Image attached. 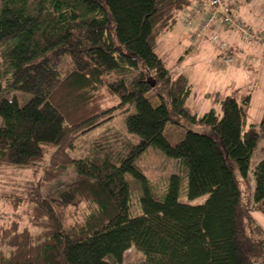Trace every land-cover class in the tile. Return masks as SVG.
Wrapping results in <instances>:
<instances>
[{
	"label": "trees",
	"instance_id": "1",
	"mask_svg": "<svg viewBox=\"0 0 264 264\" xmlns=\"http://www.w3.org/2000/svg\"><path fill=\"white\" fill-rule=\"evenodd\" d=\"M189 2L0 0V43L16 38L0 56V212L11 209L0 215V264H111L131 248L143 253L135 264H264L253 215L264 213V157L242 195L264 111L246 125L248 96L215 93L220 113L193 112L188 78L153 50ZM14 91L30 97L19 103ZM130 105L135 143L113 151L103 138L93 143L100 156L70 154L80 134ZM171 120L184 129L175 144L164 136ZM148 146L179 163L161 199L134 163ZM27 169L35 179L23 183ZM69 170L66 187L46 195ZM127 174L141 190L138 211ZM181 176L187 199L203 201L178 198Z\"/></svg>",
	"mask_w": 264,
	"mask_h": 264
},
{
	"label": "rangeland",
	"instance_id": "2",
	"mask_svg": "<svg viewBox=\"0 0 264 264\" xmlns=\"http://www.w3.org/2000/svg\"><path fill=\"white\" fill-rule=\"evenodd\" d=\"M236 2L237 7L245 4L253 6L251 7L253 9V11H251L252 15H248V23H244L251 28L252 31L264 34L263 1L238 0ZM237 7L235 8L236 12L238 9ZM254 12L256 15H254ZM181 20L182 19H180V22H182ZM216 22L223 30L226 31L225 25H223L220 21ZM220 31L222 32V30ZM178 36H180V33L175 35V33L172 34L168 32L161 35L157 40L156 45L153 47V50L163 61L168 70H170L173 74L183 73L188 78L192 89L191 94L186 101L189 108L199 115L208 111L212 107L217 108L216 112H219L220 107L213 100L215 93H219L221 95L231 94L235 96L238 101H241L248 96L249 99L245 109L246 125L254 124L256 127L264 111V41H256L253 39L247 41L241 38L242 49L239 51L238 55L240 56L241 52H245L247 56L242 57L245 60L249 58L247 52H251L253 48L260 46V61L257 66H253V64L249 63V61L239 60L238 55H233L234 59L230 62L223 61L222 57L226 52L218 48L219 41H212L206 37H202L201 39H198V41L203 40L201 46H196L192 49V47L190 48L188 46H192V43H189L185 38H178ZM189 37L192 42H197L196 39H193L192 34H190ZM218 38L219 40H222L219 35ZM15 41L16 38L12 37L0 43V56L11 48ZM195 45L197 44L194 43V46ZM188 54H191V56L188 59H185L186 57L183 59V57ZM231 66H235L236 68L239 66L241 67L240 69L244 71L241 73L227 71ZM13 94L18 96L17 98L19 103H24L30 97L28 93L18 91H14ZM145 101L150 106H153L156 103L157 98L151 91H149L146 94ZM134 110V107L130 105L126 109L117 112L113 117L105 120L86 133L80 134L77 139V147L70 150V154L75 157H88L89 159H93L95 156H100L97 152L98 146H95L94 148L93 143L97 140L98 142L101 140L104 141L103 138L109 139V148L113 151L122 148L125 144V140L127 139H129L130 142L135 143L137 140L136 134L127 132L125 127V117L128 114L133 113ZM256 128L259 133V139L250 155L247 176L242 180V195L244 199H247L248 195H252V170L256 163L264 157V133H262L258 127ZM195 129L205 130L204 126L200 125H196ZM183 133L184 129L175 124L173 120L169 121L164 128V136L172 144L178 142ZM134 163L145 175L150 194L159 199L163 198L167 191V185L171 173H177L179 170L178 160L168 157L161 150L152 146H148L143 152L137 155L134 159ZM126 176L130 182L131 189L134 191V195L136 196L137 207L134 208V211H138L139 202L137 197L140 195L141 190L133 181L131 176L128 174ZM30 178L35 179V173L30 169H27L19 176L18 180L24 183L26 179L29 180ZM72 178L73 172L69 170L61 176L59 180L51 184L48 189L43 187L45 189L44 193L46 195L57 194L61 189L66 187L67 183ZM205 197V195H201L192 200H188L186 197L185 178L184 176H181L178 193V198L180 200L199 203L203 201ZM3 204L4 207L2 212H0V215H3L4 211L8 213L11 210L9 204H6V202ZM253 215L255 219L264 227V213L260 211H253ZM261 256L264 260V252H262ZM142 257L143 253L141 251L131 248L125 251L120 262H111V264H135Z\"/></svg>",
	"mask_w": 264,
	"mask_h": 264
},
{
	"label": "built area",
	"instance_id": "3",
	"mask_svg": "<svg viewBox=\"0 0 264 264\" xmlns=\"http://www.w3.org/2000/svg\"><path fill=\"white\" fill-rule=\"evenodd\" d=\"M236 0H199L190 10L181 18L182 24H189L194 18L202 11L203 15L198 21L194 32L192 33L193 39H201L207 37L212 41H219L218 48L224 50L227 47L225 41L219 40L217 33L211 32L206 34L209 25L213 21H220L227 28L237 30L241 38L244 40L264 41V34L252 31L244 22L237 18L231 11V5ZM192 39V40H193ZM243 54V53H242ZM247 56L246 53L243 54ZM223 61H232L233 55L229 52L223 54Z\"/></svg>",
	"mask_w": 264,
	"mask_h": 264
},
{
	"label": "crops",
	"instance_id": "4",
	"mask_svg": "<svg viewBox=\"0 0 264 264\" xmlns=\"http://www.w3.org/2000/svg\"><path fill=\"white\" fill-rule=\"evenodd\" d=\"M199 0H190V2H189V4H188V6H187V8L183 11V14L180 16V19L182 18V16L184 15V14H186L189 10H190V8H192L194 5H195V3H197ZM236 1H238V0H236ZM233 2V4L231 5V11H232V13L237 17V18H239L240 20H242V22H247L248 23V15H252V13H251V11H253V9L251 8V7H253V6H248L247 4H245V5H241L240 7H237L236 6V3L237 2ZM254 1V0H253ZM263 1V3H264V0H262ZM252 3H254V2H252ZM253 5V4H252ZM238 8L237 9V12H236V9L235 8ZM256 8V7H255ZM255 11V10H254ZM203 12L204 11H202L200 14H199V16L197 17V18H195L191 23H189L187 26H185V25H183L181 22H180V19H179V21L177 22V24L175 25V27L171 30V31H169V33H172V34H174L175 33V35H178L179 33H180V36H178V38H185L189 43H192V46L191 45H188L190 48L192 47V49H194V47H196V46H201V44L203 43V40L202 41H198V39L196 40L197 42H192L191 41V39H189L190 37V34H192V32H193V30H194V28H195V25H196V23H197V21L201 18V16L203 15ZM257 13V12H256ZM254 15H256L255 14V12H254ZM257 15H258V13H257ZM246 23V24H247ZM220 30H222V32L220 31ZM220 31V32H219ZM210 32H215V33H217L218 35H219V37H220V39H222V40H224V41H226V44H227V47H228V49H229V52L232 54V55H238V53H239V51L242 49L241 47H242V44H241V35H240V33L237 31V30H234V29H230V28H227L226 27V31L225 30H223L220 26H219V24L216 22V21H213L210 25H209V27H208V30H207V32H206V34L207 35H209V33ZM207 38V37H206ZM207 39H209V38H207ZM194 43H196L197 45H195L194 46ZM259 48H260V46L259 47H255V48H253L252 49V51L251 52H247L248 53V55H249V58L247 59V60H245V59H243L242 57H243V54L242 53H245V52H241L240 53V56L238 55V59L239 60H243V61H249V63H251V64H253V66H257L258 65V63H259V61H260V58H259V56H260V51H259ZM247 50H249V49H247ZM246 50V51H247ZM192 51V50H191ZM191 51H189V52H191ZM191 56V54H188V55H186V56H184L183 57V59L185 58V59H188L189 57ZM182 59V60H183ZM181 60V61H182ZM239 63V62H238ZM245 63V62H244ZM241 67H235V66H231L230 68H229V70H227V71H233L234 73H241V72H243L244 70H241L240 69ZM236 75V74H235Z\"/></svg>",
	"mask_w": 264,
	"mask_h": 264
}]
</instances>
